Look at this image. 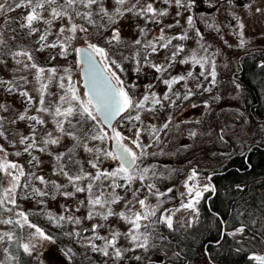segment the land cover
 <instances>
[{
    "label": "snow or ice",
    "instance_id": "6c2138e0",
    "mask_svg": "<svg viewBox=\"0 0 264 264\" xmlns=\"http://www.w3.org/2000/svg\"><path fill=\"white\" fill-rule=\"evenodd\" d=\"M157 3H162L165 7H156ZM226 3L231 6L233 0H226ZM196 4L197 0H135L130 6L129 0H114L111 7L105 3V0H5L4 3H0V14L5 17H7V13L17 9L26 10L25 15L17 18L19 30L12 27V20L7 18L0 25V64L6 63V58L10 56L17 66L15 72L22 73L34 70L35 80L39 84V87L35 89L39 94L38 106L35 111L48 114L54 118L58 135L53 136V133L48 132L38 140L36 126H44L46 122L42 116L27 115L28 108L15 119H12L10 123L15 124L17 120L33 122L29 125L31 129L29 135L19 137V143L24 146L23 152L25 153L30 154L32 150L44 152L49 145L59 144L65 136L73 141L72 147L68 149L67 153H60L56 157L57 160L61 161L59 173L67 179L68 185L73 188L72 192L62 191L61 194L65 197H74L76 193H87L89 206L87 219L89 220L100 217L107 222L110 217L115 216L129 225L128 230L123 233L107 223H100L92 224L91 229H83L85 233L91 232L89 236H84L81 231L76 230L65 234L69 237L78 238L77 242L104 257L118 261L124 257L127 251L148 250L155 247L154 241H169V237L160 231L159 226L166 227L170 233H175L182 228H191L194 220L199 218L197 205L204 194L215 192V187L210 183L212 177H207V181L201 184L199 183V172L193 168L183 182L186 193H180L182 198L187 196L186 202L182 199L177 208L161 209L160 205L163 201L160 198L171 193L173 188L160 191L152 181L162 177L163 173H158L153 165L142 164V161L149 155H156L155 152L150 153L148 149L153 144L162 143L161 134H167L172 120V117L169 116L167 121L159 127L155 124L144 125L142 113H154L157 106H164L163 102L165 101H170L172 105H175L177 100H172V96L187 101L197 91L211 92V87L206 86L201 78L208 85H215L217 82L214 53H209V46L206 43H200V40H203V34L198 28H194L193 9ZM171 7L177 9L175 13L177 19L173 24L160 27L159 35L151 40L145 39L142 42L141 39L137 38L129 46L121 39L119 28L114 27L119 19L126 14L137 16L146 25L148 23L160 25L162 23L161 18L169 15V8ZM243 7L251 8L252 5L247 3ZM255 11L259 13L262 9L257 7ZM185 13H187L185 20L187 28L175 35H168L166 30L180 25L179 18L184 17ZM65 20L67 24L61 23L55 31V39L49 42V36L53 35L54 23ZM40 24H43L44 27H39ZM209 27H213V25L210 24ZM239 27L243 29L244 25L241 23ZM25 29L27 30L26 35L29 37L38 34V39L35 41L38 47L35 50L15 43L20 31ZM190 30L194 31L195 35L200 38L197 40L198 49L186 50L183 43H173V41L188 40ZM105 31L112 32L110 37H104L107 47H101L99 44L91 42L93 38L102 37ZM149 31L151 29L146 27L139 28L140 35L145 37ZM81 38L85 40V45L73 48L72 41ZM243 43L244 41L241 40V44ZM128 47L134 49L131 56L125 55L122 50ZM45 48H59L58 55L61 56H67L70 48L77 54L78 62L85 65L84 74L88 78V92L84 94L87 99L81 97L72 82L71 76L67 75V69H65L66 85L65 76L58 77L57 68L46 69L36 62L34 51H42ZM168 49L171 51L164 57L163 62L156 63L150 59L153 54L158 55L161 50ZM97 57L102 59L98 61ZM55 58V56L50 57L51 60ZM124 61H133L135 65L133 70L136 73H140L143 65H147L156 73L161 74L156 77V80L166 86L163 95L159 96L153 91L154 85L151 83L144 86L145 91L141 97L136 98L134 94H130V90L137 88L138 85L135 82L126 85L117 71L113 70L119 69L120 72H123L122 62ZM177 62L181 65L190 64L193 68L199 66L201 71L194 73V71L188 70L183 74L170 75V70ZM261 67H264V63L261 64ZM46 72L48 75L45 77ZM57 78L58 89L62 94H54L49 91L51 83L57 81ZM44 80L47 82H43ZM190 81L191 83H189ZM28 82L27 76L14 75L11 80L0 79V87H4V90L9 93L18 92L28 104H33L35 98L27 90H23V85ZM181 82H184L182 95L181 92L174 91L173 87ZM213 99H218V97ZM204 103L205 106L208 105L207 101ZM146 105H150V107H146ZM0 110L7 112L8 107L0 104ZM116 117H121L122 122L126 121L130 125L127 131L134 133V138L126 136L116 127H113L111 122ZM5 119V117L0 116V137L7 139L5 133L9 130L5 128ZM109 130L111 134H109ZM144 134L149 136L152 143L145 144L142 142L141 137ZM191 135L194 136L196 133L193 132ZM126 140H130L134 147L125 143ZM96 141H99L100 144L89 146V142ZM108 141L113 142L112 150L101 146ZM11 143L14 144L15 141L13 140ZM78 148H82L91 154L87 163L95 170L94 172L85 170L81 162L75 158V150ZM134 148L139 151L134 150ZM0 152L5 153V156L0 159V173L10 177L8 187L0 190V212L13 213L15 209L19 208L17 189L21 187L20 180L22 177H26L28 180L34 179L45 185V190L33 188L32 192L37 197L47 196L52 189L60 191L68 187V185H61L55 181H48L44 176L36 175L34 172L26 173L23 165L7 159L8 153L3 145H0ZM13 155L20 156L21 153L17 151ZM105 160H113L117 164L111 169L103 168L101 165ZM34 162L38 164L37 157L32 156L29 164H34ZM83 181H87V183L81 184ZM136 181L140 182L142 188L133 187ZM192 181H196V183H190ZM29 186L28 183L23 185L25 188ZM237 188L239 189L240 186L237 185ZM117 189L122 190L125 195H121ZM143 189L147 190V194L141 198ZM129 192L132 199H127ZM150 196L157 198V205L148 203ZM38 202L43 203V200ZM121 202L124 203V209L116 212L113 205ZM80 203L84 204L85 202L80 201ZM137 203L140 210L135 209ZM182 209L192 213V216L188 218L187 222L180 219L174 225V216ZM158 211L160 212L159 215H157ZM15 215L20 219L13 220L10 217L5 219L0 215V224L15 225L20 229L27 227L34 230L28 233V242L18 243V247L22 248L25 254H33V250L37 247L35 242L37 240L54 242L53 236L47 234L38 225L31 223L27 212L15 211ZM48 218L58 225L59 222L66 219L77 225L81 223L79 217L55 216L48 213ZM221 223L222 237L225 235L235 237L245 231V225L241 224L232 232H227L223 228L226 222L221 219ZM100 229H107V233L101 235ZM121 236L131 242V248L125 249L118 246ZM22 239L23 237H17L14 231L0 232V242L5 240L18 242ZM97 241L101 243H97ZM216 243L219 244L220 241L217 240ZM4 251L8 252L9 249L5 248ZM62 251L68 260H72L75 256L71 248ZM10 258L14 259V257ZM135 259L140 260L141 257L136 256ZM250 259L256 261L257 264H264V255L253 253Z\"/></svg>",
    "mask_w": 264,
    "mask_h": 264
},
{
    "label": "rangeland",
    "instance_id": "374dc122",
    "mask_svg": "<svg viewBox=\"0 0 264 264\" xmlns=\"http://www.w3.org/2000/svg\"><path fill=\"white\" fill-rule=\"evenodd\" d=\"M5 0H0V3H4ZM135 0H129V6L134 3ZM105 3L111 7L114 4V0H105ZM251 3V8L243 7L244 4ZM156 7H165L162 3H157ZM260 7L261 12L257 13L255 9ZM177 9L175 7L169 8V15L161 18L162 23L160 25L148 23L147 25L143 20L137 16L126 14L123 18L119 19L118 23L114 27H118L120 30L121 39L125 41L127 45H131L132 41L139 38L143 41L145 39L151 40L153 37L159 35L160 27L173 24L177 17L175 16ZM26 14L25 9H17L14 12L7 13V17L0 14V25L4 23V19L12 20V27L19 30V24L17 18ZM195 16L194 28H198L203 34V40L200 43H206L209 46V53H214V59L216 63V84L208 85L206 81L202 82L206 86L211 87V92H199L197 91L194 96L189 100L184 101L172 96V100H177L175 105H172L170 101H165L164 106H157V110L154 113H142V120L144 125L155 124L157 127L161 126L171 116L172 120L169 124L167 134H161L162 143L153 144L148 149L150 153L155 152L156 155H149L142 161V164L153 165L158 173H163L162 177L154 179L157 188L160 191H166L167 188H173L171 193L160 199L163 203L160 205L161 209H174L179 207L180 201L176 196V185L180 184L181 191L186 192L184 185H182V179L187 178L193 168L199 172V183L207 181L208 171L219 167L226 159L234 154L243 151L250 144L260 141V137L256 134L255 130L258 126V120L256 114L250 113L246 107L244 98L246 96L245 89L241 82L236 78V70L238 68L239 59L243 54H250L253 51L261 49L264 51V0H233V4L230 6L226 3V0H197L196 7L193 9ZM187 13L180 19V25L173 27L170 30H166L168 35H175L182 32L187 28L185 23ZM23 22V21H20ZM61 23L67 24V21H56L53 26V35L49 36V42L55 39V31L60 27ZM243 24L241 29L239 26ZM213 27H209V25ZM39 27L43 28L44 25L40 24ZM146 27L151 29L147 33V37L140 35L139 28ZM26 29L21 30L18 40L15 43L22 44L26 47L35 50L38 45L35 41L38 39V34L31 37L26 35ZM241 32L243 33L241 35ZM8 34L6 33V36ZM111 31H105L102 37L93 38L91 42L99 44L101 47H107L104 42V37H110ZM189 39L186 41H173V43H183L186 46V50L198 49L199 44L197 40L200 38L195 35L194 31H189ZM241 40L244 41L241 44ZM85 45L83 38L73 40L72 47H79ZM125 55L131 56L134 49L128 47L122 49ZM142 50V48H141ZM59 48H45L42 51H34V57L36 62L44 67H55L58 70V77L65 76V84L67 85V76L65 69L68 70L67 75H70L72 82L76 89L80 93L83 99L84 96L79 76V64L77 56L72 49H69L67 56L58 55ZM171 49L161 50L158 55L153 54L150 59L156 63H161L164 57L170 52ZM203 54V53H202ZM183 55V54H182ZM55 56L54 60L50 57ZM99 59H102L98 57ZM118 58V57H117ZM133 61L122 62L123 72L119 69H113L117 71L121 79L125 81V84H131L135 82L138 87L130 90V94H134L136 98L142 96L145 91V85L151 83L154 85L153 91L159 96H162L166 91V86L156 80L159 73H156L154 69L147 65H143L140 73H136L134 69ZM16 65L11 57L6 58V63L0 64V79L11 80L14 75L27 76L28 83L23 85V90H27L31 96L35 98L33 104H28L24 97L20 96L18 92L9 93L4 90V87H0V104L6 105L8 111L0 110V116L5 117L6 131L4 137H0V145H3L6 149L9 161H14L20 165H23L26 173L34 172L36 175L44 176L48 181H55L61 185H68L67 179L59 173V166L61 161L56 157L60 153H67L68 149L72 147L73 141L68 137H63L59 144L49 145L47 150L40 152L32 150L31 153L23 152V145L19 143V137L21 135L27 136L30 132L29 125L33 122L28 120H17L15 124L10 123L12 119H15L19 114L23 113L26 108L29 109L27 115H39L45 120L44 126L37 125V139L44 136L46 133L51 132L53 136L58 135L54 118L45 113H37L35 108L38 106L39 94L35 89L39 87V84L35 80V72L25 71L17 73L14 70ZM188 70L199 73L201 69L199 66L191 67V65H181L178 62L170 70V75L183 74ZM45 77L48 75L46 72ZM264 75L257 74V80H260V105L264 111ZM210 79V78H209ZM43 82H47L44 80ZM184 82L174 85V91L181 92L183 94ZM191 83V81L189 82ZM49 91L54 94H62L58 89L57 81L51 83ZM218 97V99H213ZM55 98V97H53ZM205 101L208 105L205 106ZM196 105V107H193ZM150 107V105H146ZM75 123V120H73ZM119 131L123 132L126 136L134 138V133L127 131L128 123L122 122L119 119L115 126ZM223 129V132H221ZM195 132L196 135H191ZM223 136V139L221 137ZM142 142L145 144L152 143V140L147 134L142 135ZM15 143H11V141ZM125 143L131 145L130 140H126ZM93 144L99 145L100 142H89V146ZM42 146V145H41ZM111 149V141H108L105 145H101ZM134 150L139 151L134 148ZM162 150V151H161ZM19 151L20 156H15L13 153ZM5 156L4 152H0V159ZM32 156L37 157L38 164H29V160ZM75 158L78 159L85 170L94 172L95 170L90 167L87 161L91 158V154L85 152L82 148L75 150ZM66 159V157H65ZM117 164L113 160H105L101 165L103 168H113ZM75 171V169H73ZM10 177L4 173H0V190L4 187H8ZM25 183L30 184L25 188ZM87 183V181L81 182V184ZM190 183H196L192 181ZM21 187L17 189V204L18 209H15L13 213L0 212L3 218H12L13 220L20 219L15 215V211H24L28 214L32 211H37L40 217L46 220V224L49 227L51 236L54 237V242L51 241H35L37 247L33 250L32 255H28L29 264H210L200 252H196L190 256L186 254L181 245L172 237L166 227L159 226L160 231L169 237V241H154L155 247H151L148 250L136 249L135 251H127L124 257L120 260H113L108 257H104L99 253H94L90 248L84 247L81 243L77 242L78 238L69 237L65 235L68 232L74 230L81 231L84 236L91 235V232H83V229H91L92 224L107 223L112 228L126 232L129 225L121 220L119 217H110L107 222L103 221L100 217H96L92 220L87 219L89 206L87 204V193H76L74 197H65L61 194L62 191L72 192L73 188L68 185L66 189L57 191L52 189L45 197H37L33 194V188H39L45 190V185L36 180H28L26 177H22L20 180ZM184 184V183H183ZM134 188H142L139 181H136L133 185ZM121 195L125 193L117 189ZM147 194V190L143 189V195ZM259 200L258 206L245 205L241 209L244 213L243 225L245 224V231L242 234H237L239 240H242L248 247L250 253L261 255L264 252V190L257 195ZM127 199H132L131 193H127ZM43 200V203L38 201ZM80 201H84L81 204ZM148 203L150 205H157L158 201L155 196H150ZM199 204L197 205V207ZM11 207V206H9ZM116 212L124 209V203L121 202L117 205H113ZM77 209H79L77 211ZM135 209L140 210L139 204H135ZM199 209V208H198ZM48 213H52L55 216L64 215L65 217H79L81 223L79 225L73 222L65 221L59 222V225L49 220ZM242 213V215H243ZM160 212H157L159 215ZM192 216V213L181 210L174 216V225L177 220L183 219L187 222L188 218ZM30 220V217H29ZM31 221V220H30ZM198 219H195L193 224ZM31 223L38 225L31 221ZM192 224V225H193ZM39 226V225H38ZM40 227V226H39ZM42 228V227H41ZM234 227L228 232H232ZM43 229V228H42ZM188 228H182L177 231L179 234H183ZM14 231L17 237H23L18 242H9L7 240L0 242V262L2 264H19L17 254L19 250L23 249L18 247V243L28 242V233L34 231L33 229H20L15 225L0 224V232ZM107 229H100V234L105 235ZM255 237V239H253ZM245 240V241H244ZM97 243H101L97 241ZM118 246L122 248H131V242L125 237L121 236L118 242ZM8 248L9 251L5 252L4 249ZM68 248L72 249L75 256L72 260H68L62 250ZM179 253V255H177ZM136 256H140L141 259H135ZM10 257H14L11 259ZM257 264L256 261H254Z\"/></svg>",
    "mask_w": 264,
    "mask_h": 264
},
{
    "label": "trees",
    "instance_id": "16d2710c",
    "mask_svg": "<svg viewBox=\"0 0 264 264\" xmlns=\"http://www.w3.org/2000/svg\"><path fill=\"white\" fill-rule=\"evenodd\" d=\"M262 63L264 51L259 49L243 54L236 70V78L246 92V107L257 116L258 126L255 132L260 141L230 155L219 167L208 171L215 192H206L201 199L198 221L183 234L171 233L188 256L200 252L210 264H255L250 259L252 253L242 240L233 236H221V219L226 222L223 228L227 232L240 227L244 223L241 208L246 204L258 206L260 202L257 195L264 190V111L260 105V80H257V74L264 75ZM237 185L240 186L239 189ZM29 217L47 234H51L46 220L37 211L30 212ZM217 240L220 241L219 244L216 243ZM17 259L19 264H29V257L22 250H19Z\"/></svg>",
    "mask_w": 264,
    "mask_h": 264
},
{
    "label": "water",
    "instance_id": "95a60500",
    "mask_svg": "<svg viewBox=\"0 0 264 264\" xmlns=\"http://www.w3.org/2000/svg\"><path fill=\"white\" fill-rule=\"evenodd\" d=\"M84 46V45H82ZM80 47V46H79ZM77 59H79V57L77 56ZM97 60L99 61L100 59L97 57ZM79 63V76H80V83L82 85V88H83V91H84V94L88 92V86H87V81H88V78L85 76L84 74V70H85V65L82 63V62H78ZM86 97V96H85ZM87 99V97H86ZM119 117H116L115 119L112 120V125L114 127V123L116 122V120L118 119ZM109 134L110 133V130H109ZM112 146H113V142L111 141V149H112ZM264 255V253L262 254Z\"/></svg>",
    "mask_w": 264,
    "mask_h": 264
},
{
    "label": "flooded vegetation",
    "instance_id": "af4514ba",
    "mask_svg": "<svg viewBox=\"0 0 264 264\" xmlns=\"http://www.w3.org/2000/svg\"><path fill=\"white\" fill-rule=\"evenodd\" d=\"M76 56H77V54H76ZM77 61H78V59H77ZM78 64H79V63H78ZM81 86H82V85H81ZM82 90H83V88H82ZM83 93H84V91H83ZM84 96H85V95H84ZM119 119H121V117H119V118L116 120V122H117ZM116 122H115V123H116ZM115 123H114V126H115ZM207 175H208V174H207ZM183 182H184V179H182V182H181L182 185H184ZM180 187H181L180 184H177L176 187H175V189H176V190H175V191H176V196L178 197V199H179L180 202H181L182 199L186 202V200H187V196L185 195V197H183V198L180 196V193H186V192L181 191ZM198 208H199V206H198ZM263 253H264V252H262L261 255H262Z\"/></svg>",
    "mask_w": 264,
    "mask_h": 264
}]
</instances>
